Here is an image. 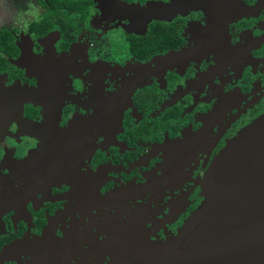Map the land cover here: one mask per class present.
Here are the masks:
<instances>
[{
  "label": "flooded vegetation",
  "instance_id": "1",
  "mask_svg": "<svg viewBox=\"0 0 264 264\" xmlns=\"http://www.w3.org/2000/svg\"><path fill=\"white\" fill-rule=\"evenodd\" d=\"M71 1L0 40V264L168 254L264 115V0L149 20L137 5L176 0Z\"/></svg>",
  "mask_w": 264,
  "mask_h": 264
},
{
  "label": "water",
  "instance_id": "2",
  "mask_svg": "<svg viewBox=\"0 0 264 264\" xmlns=\"http://www.w3.org/2000/svg\"><path fill=\"white\" fill-rule=\"evenodd\" d=\"M124 12L133 4L116 0ZM202 6L212 14L231 6L245 12L241 0L150 1L136 6L146 20L165 18L177 8ZM223 7V8H224ZM205 203L168 249L169 264H264V115L245 128L215 159L206 176ZM134 264H153L136 253Z\"/></svg>",
  "mask_w": 264,
  "mask_h": 264
},
{
  "label": "rangeland",
  "instance_id": "3",
  "mask_svg": "<svg viewBox=\"0 0 264 264\" xmlns=\"http://www.w3.org/2000/svg\"><path fill=\"white\" fill-rule=\"evenodd\" d=\"M60 10L44 8L39 0H0V29L1 28H18L23 31L32 21H39L45 17H57L61 14ZM67 13V12H66ZM63 13L64 15H67ZM69 15V14H68ZM70 18V15L68 16ZM161 250V249H160ZM150 254L143 252L146 259L148 255L153 260L154 257L166 259L167 253L163 250ZM156 251V250H155ZM155 260H153V263Z\"/></svg>",
  "mask_w": 264,
  "mask_h": 264
},
{
  "label": "trees",
  "instance_id": "4",
  "mask_svg": "<svg viewBox=\"0 0 264 264\" xmlns=\"http://www.w3.org/2000/svg\"><path fill=\"white\" fill-rule=\"evenodd\" d=\"M40 2L44 6H50L52 8H61V7H66V8H72V1L71 0H40ZM45 24L44 22L42 23H34L31 24V28H41ZM12 37L11 31L8 29H0V40H8L9 38Z\"/></svg>",
  "mask_w": 264,
  "mask_h": 264
}]
</instances>
